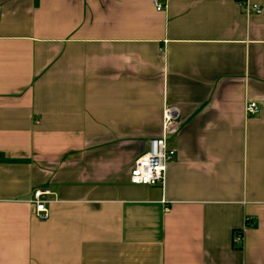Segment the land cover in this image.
Listing matches in <instances>:
<instances>
[{
	"label": "crops",
	"instance_id": "1",
	"mask_svg": "<svg viewBox=\"0 0 264 264\" xmlns=\"http://www.w3.org/2000/svg\"><path fill=\"white\" fill-rule=\"evenodd\" d=\"M249 1L262 13L0 0V264H264V0ZM167 106L176 156L134 186Z\"/></svg>",
	"mask_w": 264,
	"mask_h": 264
},
{
	"label": "built area",
	"instance_id": "2",
	"mask_svg": "<svg viewBox=\"0 0 264 264\" xmlns=\"http://www.w3.org/2000/svg\"><path fill=\"white\" fill-rule=\"evenodd\" d=\"M239 6L247 14H261L262 9L258 5L251 4L249 0H239ZM161 11L162 7L157 6ZM260 113L257 103H248L245 106L246 116H256ZM181 127L180 112L177 108L167 106L164 111V122L162 136L150 141L149 152L137 160L130 171V183L134 186H156L165 180L167 165L176 156V151L169 149L167 138L176 135ZM50 195L48 190H37L34 193L33 204L36 206V215L42 221L48 219L49 201L46 199ZM248 224V222H247ZM249 225V224H248ZM244 241L243 231H236L233 237L235 245H242Z\"/></svg>",
	"mask_w": 264,
	"mask_h": 264
}]
</instances>
